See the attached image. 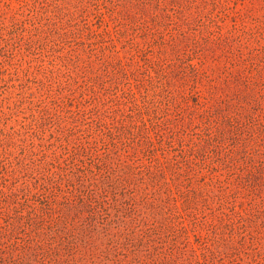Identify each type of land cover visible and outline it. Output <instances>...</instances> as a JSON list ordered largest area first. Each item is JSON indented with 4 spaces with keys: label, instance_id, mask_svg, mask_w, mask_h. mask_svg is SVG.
Instances as JSON below:
<instances>
[{
    "label": "rangeland",
    "instance_id": "obj_1",
    "mask_svg": "<svg viewBox=\"0 0 264 264\" xmlns=\"http://www.w3.org/2000/svg\"><path fill=\"white\" fill-rule=\"evenodd\" d=\"M0 264H264V0H0Z\"/></svg>",
    "mask_w": 264,
    "mask_h": 264
}]
</instances>
